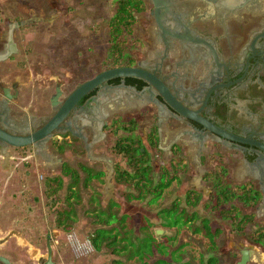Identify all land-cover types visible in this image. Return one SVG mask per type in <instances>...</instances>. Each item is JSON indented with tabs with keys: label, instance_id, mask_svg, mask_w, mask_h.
<instances>
[{
	"label": "rangeland",
	"instance_id": "rangeland-1",
	"mask_svg": "<svg viewBox=\"0 0 264 264\" xmlns=\"http://www.w3.org/2000/svg\"><path fill=\"white\" fill-rule=\"evenodd\" d=\"M115 1L22 0L31 11H4V21L11 15L16 18H7L9 22L17 18L38 21L36 24L27 23L17 32L15 38L19 50L24 52L17 65L23 78L19 85L22 104H37L41 111L48 113L50 108L47 101L54 87V81H49V77L64 83L62 89L68 93L77 84L104 70L101 62L106 55L108 20L115 12ZM141 15L143 14H137L133 37L137 39L136 47L132 49L136 54L147 50L148 44L138 41L150 34ZM4 25L3 23L0 30L4 31ZM134 58L143 60L147 56ZM14 62L6 61L4 67L13 68ZM115 116L125 120L132 117L137 119L136 132L151 156L155 179L162 167L170 169L172 146L157 152L149 147L146 140L147 130L151 125H156L158 136L157 111L152 102L135 111L115 113ZM105 120L108 125L109 118ZM105 133L106 135L96 141L94 148L103 152L106 148L105 152L112 160V172L108 174L109 169L105 168L103 176L100 179L91 177L87 186L83 183L86 173L78 165L88 166L92 173L104 167L102 163H94L87 158L89 143H85L83 139L80 142L69 134L71 142L62 145L60 151L49 144L50 161L54 164L51 171L43 167L41 160L31 157L29 147L10 148L11 158L6 163L9 165L6 166L8 170L5 173L0 172V241H5L6 245L0 247V254L8 257L14 264H37L34 258L30 257L34 255L35 258H43V241L46 231L51 230L52 258L57 264H103L110 263L113 258L121 259L124 264H136L134 259H127L130 251L114 254L105 246L97 251L89 242V236L98 227L96 215L99 210H106L111 202H115L116 206H112L110 211L117 216H128L125 224L132 230L128 234L131 238L135 237L137 240L151 234L165 243L168 251L176 250L174 256L180 258L181 262L208 264L210 256H214L216 264H236L240 256L238 248L245 245L246 236L232 231L230 222L219 214L221 207L217 210L212 207L215 203L211 197L212 182L206 179V175L208 171H213L216 165H220L225 168L230 185L239 183L242 180L238 172L242 170L240 156L237 153L230 155L219 143L213 144L215 140L211 138H206L198 150L186 149V140L176 139L173 144L180 147L178 155L182 156L183 168L179 171V181L165 190L157 204H148L149 196L143 201H129L125 194L136 191L126 184L116 183L113 178L114 164L125 167L126 162L120 155L109 152L116 134L107 130ZM58 152H61V155ZM58 158L59 162L56 161ZM61 162L64 166L75 169L80 178L78 184L73 187L74 194L69 200L66 197L70 194L68 188L72 178L63 174ZM48 178H60L61 185L50 189L46 186ZM188 190L199 194V201L195 206L186 205ZM174 201L178 203L179 208L186 210L187 215L195 211L197 218L181 228L163 225L171 218L166 217L162 210L170 207ZM68 203L72 205L73 213L70 216V224L62 230L55 225L56 212ZM240 211L248 212L243 207H240ZM203 218L209 220L211 230L217 227L221 229L220 235L215 239L216 249L209 246V240L204 235ZM196 227L200 232H193ZM124 231L125 229H121L120 236ZM246 231H252L251 227ZM172 237V241H167ZM254 249L260 258L264 250L258 247Z\"/></svg>",
	"mask_w": 264,
	"mask_h": 264
},
{
	"label": "flooded vegetation",
	"instance_id": "flooded-vegetation-1",
	"mask_svg": "<svg viewBox=\"0 0 264 264\" xmlns=\"http://www.w3.org/2000/svg\"><path fill=\"white\" fill-rule=\"evenodd\" d=\"M141 1L144 6L142 21L148 26L150 34L138 42L147 43L148 48L145 52L137 54L131 49L128 54L147 56V58L136 59L131 66L153 72L182 105L196 111L199 116L243 141L235 142L220 138L194 121L177 114L173 115L166 109L160 95L145 81V85L137 89L118 77L117 83H110L111 79L107 81L111 87L106 84L98 85L84 95L46 141L23 147H29L32 152L31 157L41 160L43 167L51 171L54 164L50 161L49 144L60 151L62 145L71 142L69 134L80 142L83 141L87 131L92 133L94 124L107 118L110 121L114 118V114L108 117V113L112 114L128 108L120 97L105 100L106 93L111 88H135L138 93H148L150 97L148 100L153 103L157 113L160 111V116L164 120L175 118L185 123L190 134L200 144L206 138H211L215 140L213 144L219 143L220 147L230 155L237 153L240 156L242 170L238 172L242 180L239 183H250L260 193L259 200L253 208L243 207L248 210L243 214H253V222L249 224L244 221L241 226H244L245 231L250 227L252 231L264 228V150L258 145L264 146L262 116L264 113V0ZM0 3V28L3 23L6 24L5 31L0 30V129L25 136L40 128L80 83L66 93L62 89L64 83L49 77V81H54L52 82L54 87L47 101L50 108L48 113L41 111L37 104L31 102L22 104L19 85L23 82V78L22 71L17 65L24 52L19 50L15 38L17 32H20L27 23L36 24L38 21L17 18L9 22L7 18L11 16L16 18L13 15L6 17L4 21V11L27 12L28 8L22 0H0ZM213 51L216 53V58ZM6 61H15L14 67L6 69L4 67ZM122 81L125 83L124 86H121ZM57 87L60 93L57 96V103L52 105ZM155 100L160 101L161 104L155 103ZM109 102L112 106L108 104ZM87 111H90V116L83 121L81 117L85 116ZM106 126L107 123L103 124L104 131ZM23 147H7L0 141V172L5 173L8 170L5 168V157L11 158L10 148ZM58 154L61 155V152ZM56 161L59 162L60 159ZM60 164L62 170L64 164L62 162ZM242 235L246 236V234ZM45 237L43 258H35L34 255L30 257L34 258L37 264L46 256L47 243L52 245L51 230L46 231ZM245 240L254 247L264 250V240L257 243L249 240L247 236ZM1 246H6L5 241H0ZM244 248L251 249L242 246L238 249L239 255ZM249 262L264 264V253L259 258L257 251L252 249Z\"/></svg>",
	"mask_w": 264,
	"mask_h": 264
},
{
	"label": "trees",
	"instance_id": "trees-1",
	"mask_svg": "<svg viewBox=\"0 0 264 264\" xmlns=\"http://www.w3.org/2000/svg\"><path fill=\"white\" fill-rule=\"evenodd\" d=\"M115 12L108 20V43L106 55L101 64L103 69L131 66L135 62L134 56H129L128 52L136 47L137 39L133 38L135 27L137 25V14L142 13L144 6L141 0H116ZM130 35H132L130 37ZM126 84L134 85L137 89H141L145 82L138 78L126 77L123 78ZM119 80L111 79L110 83H117ZM94 91L91 92L93 94ZM138 122L136 118L127 120L114 117L110 123L104 128L107 131L116 134V138L109 147V152L113 155H120L126 162L125 167H121L118 163L114 164V181L120 184L130 186L134 192H127L126 199L143 201L148 196V204H157L163 197L166 189L174 182L179 181V171H182V156H179L180 147L174 144L171 148L173 158L171 159L170 169L161 168L157 178H154L153 167L151 164V156L144 147L141 138L136 130ZM146 140L149 147L157 152H161L157 136L156 125H151L147 130ZM141 148H143L141 150ZM78 167L86 173L83 183L87 186V182L93 178L100 179L103 176L102 171L91 172V168L83 164ZM63 174L69 175L72 178L71 186L68 188L69 195L67 200L73 197V187L78 184V172L71 166H63ZM206 179L212 182L213 194L211 197L215 203V210L220 208V216L227 219L232 225V231L237 234H246L249 240L253 242H261L264 240V228L257 229L252 232L244 230L241 226L244 221L249 224L253 222V214H243L240 207L253 208L259 200L260 193L254 189L250 183L243 182L230 185L227 182L226 170L220 165H216L213 171H208ZM60 178L46 179V186L50 189L61 185ZM186 205L195 206L199 201V194L194 190L186 192ZM112 206H116L115 202H111L107 209H100L96 215V223L98 227L89 236V242L95 250H100L102 246L109 247L111 253L122 254L128 253L127 259H134L136 264H190L181 262L180 258L175 257V251H168L165 243L157 240L153 235L147 234L143 238H131L128 234L132 231L130 226L125 224L128 216L117 214L110 211ZM73 207L67 204L61 208L56 214L55 225L65 229L71 221ZM162 213L171 219L165 222L166 227L181 228L188 225L197 218L196 212L192 211L186 214L184 208H179L178 203L174 201L170 207L163 209ZM204 235L209 240V246L216 249L215 239L220 235L221 229L209 227V220L202 219ZM178 228V230H179ZM121 229H125L121 234ZM193 232H200L199 228H194ZM135 238V239H134ZM168 238L167 241H172ZM264 242V241H263ZM120 243H123L120 245ZM183 245V244H182ZM130 249V250H129ZM169 257V259L167 258ZM103 264H124L119 258H113L110 263ZM208 264H216V257L210 256Z\"/></svg>",
	"mask_w": 264,
	"mask_h": 264
},
{
	"label": "water",
	"instance_id": "water-1",
	"mask_svg": "<svg viewBox=\"0 0 264 264\" xmlns=\"http://www.w3.org/2000/svg\"><path fill=\"white\" fill-rule=\"evenodd\" d=\"M6 25V24H5ZM4 25V31L5 26ZM214 56L216 58V53L213 51ZM125 78V77H135L145 81L150 87H152L158 95L162 98L163 104L165 105L166 109L172 113L173 115H179L187 120L194 121L198 123L202 128L207 129L208 131L212 132L213 134L217 135L220 138H224L227 140H232L235 142H242L243 140L237 136H234L223 129L219 128L218 126L212 124L208 120L204 119L203 117L199 116L196 111H192L182 105L176 97L169 91L166 85L153 73L148 70H145L140 67L135 66H122V67H114L104 69L100 72H97L93 77L81 82L77 87H73L67 95V97L63 100L60 104L58 109L55 113L37 130L32 132L29 135H15L3 131L0 129V141L5 143L6 146H13V147H23L26 145L34 146L40 141H46L52 134L53 130L57 129L59 123L64 119V117L69 113V111L76 105V103L88 92H90L93 88L97 87L98 85L106 84L108 87H111L107 84V81L112 78ZM124 81L121 82V86H124ZM57 94L53 96L52 105L57 103V96L59 95L60 91L59 88H56ZM120 97L123 100L124 104L126 103L128 108L126 110H118L111 114L108 113V117L115 113H123L129 111L138 110L140 107L145 105L146 103L151 102L148 100L149 95L148 93H138L136 92L135 88H111L104 97L105 100H111L113 98ZM152 98V96H151ZM155 103H160V101L155 100ZM112 106V104L109 102ZM161 104V103H160ZM159 104V105H160ZM162 106V105H161ZM90 112V111H89ZM86 112L85 116H82L81 119L85 121L87 116H90V113ZM264 117V113H262ZM107 117V116H106ZM158 117L160 119H158ZM108 119V118H107ZM107 121H99L98 123L94 124L92 133H86L84 137V141L91 144L104 136V133L101 132V128L103 124H106ZM157 126H158V141H159V148L162 150H167L173 144L176 139H185L186 140V149H195L198 150L201 148L202 143L200 144L198 140L193 137L190 132L188 131V127L185 123H183L179 119L175 118H168L163 119L160 116V111L157 113ZM87 130V129H86ZM88 134V135H87ZM259 147H262L264 150V146L258 144ZM143 148H141L142 150ZM252 249L244 248L240 252V257L236 264H248L250 260ZM0 264H14L11 262L6 256L0 254ZM39 264H57L52 258V247L50 246L49 242L47 243V252L44 259L39 260Z\"/></svg>",
	"mask_w": 264,
	"mask_h": 264
},
{
	"label": "crops",
	"instance_id": "crops-1",
	"mask_svg": "<svg viewBox=\"0 0 264 264\" xmlns=\"http://www.w3.org/2000/svg\"><path fill=\"white\" fill-rule=\"evenodd\" d=\"M101 132H103L104 133V135H106V133H105V131H103V127L101 128ZM85 143H87L86 141H85ZM97 142H94V143H91V144H88V149H87V151H86V154H87V158L89 159V160H91L92 162H94V163H96V162H100V163H102L103 164V169H101L100 171H102L103 173L105 172V168L106 169H109L108 170V174H110L111 172H112V160H111V158L109 157V155L107 154V152H105L106 151V148H105V151L103 152L102 150H100V151H97L95 148H94V146H95V144H96ZM6 159H5V168H6V166H8V164H6L7 162H8V159H7V157H5ZM105 165V166H104ZM7 171V170H6ZM199 181V180H198ZM244 246H246V247H248V248H251V249H253L254 250V246L252 245V244H250V243H247L246 241H245V245ZM242 247V246H241ZM240 248V247H239ZM238 248V249H239Z\"/></svg>",
	"mask_w": 264,
	"mask_h": 264
}]
</instances>
